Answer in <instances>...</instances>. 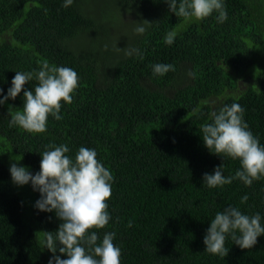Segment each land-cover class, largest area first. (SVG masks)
Here are the masks:
<instances>
[{"label":"trees","instance_id":"1","mask_svg":"<svg viewBox=\"0 0 264 264\" xmlns=\"http://www.w3.org/2000/svg\"><path fill=\"white\" fill-rule=\"evenodd\" d=\"M64 3L0 0L3 96L17 71H38L43 61L79 76L73 102L63 104L61 120L49 117L44 133L9 127V106L22 110L24 92L0 106V264H49L53 256L42 243L44 233H56L62 221L36 208L41 196L31 183L33 201L25 207L2 160L15 156L35 175L51 144L67 145L73 159L80 147L95 149L113 175L112 219L97 234L102 240L115 233L121 264H264V235L251 249L228 236L226 257L206 252L211 220L229 206L259 213L264 225V178L251 186L239 180L204 186L206 173L223 167L225 177L234 176L240 162L211 153L200 131L212 111L238 103L264 146V0H223V23L215 12L202 21L177 17L165 0ZM143 21L151 25L139 34L135 22ZM170 31L176 38L167 45ZM127 47L143 59L121 51ZM157 63L175 71L153 75L150 65ZM36 83L25 90L34 92ZM59 247L56 255L67 259Z\"/></svg>","mask_w":264,"mask_h":264},{"label":"clouds","instance_id":"2","mask_svg":"<svg viewBox=\"0 0 264 264\" xmlns=\"http://www.w3.org/2000/svg\"><path fill=\"white\" fill-rule=\"evenodd\" d=\"M165 3L172 13L185 20L202 21L214 12L218 13V23L227 19L223 0H165ZM72 4L73 0H65L63 7ZM135 23V31L139 34L146 31L144 25H151L148 21ZM175 38L176 32L170 31L164 42L172 45ZM121 51L126 55L136 53L138 58L143 59L138 49L127 47ZM150 67L153 75L161 77L175 71L172 64L157 63ZM188 75L194 77L195 73L189 71ZM33 80L37 81L34 92L26 91L25 85ZM78 87L79 76L75 70L43 61L38 71H17L6 96L0 88V96H3L0 106L24 92L22 110L13 111L9 106V127L16 126L27 133L40 134L47 131L50 116L57 121L62 119L61 108L63 104L73 102ZM243 117L244 109L240 104L233 103L219 111H212L211 122L201 125L204 145L211 153L240 162V169L234 176L225 177L223 167H217L213 174L206 173L204 186L223 187L231 185L233 180L251 186L254 181L264 178V146L249 130ZM47 149L41 154L38 173L32 175L25 167L12 163L10 174L14 184L24 186L31 183L33 190L40 193L41 198L35 205L37 209L55 212L62 221L56 233H44L42 243L53 253L49 264H121L122 251L114 244L115 233H104L102 240L97 234V230L104 229L112 219L108 201L112 196L114 177L110 170L97 158L95 149L80 147L74 159L67 155L70 151L67 145L51 144ZM247 200L245 195L241 203ZM261 219L259 213L249 216L232 206L217 212L204 237L206 252L226 257L228 236L241 249L253 248L258 237L264 235ZM128 227H132L131 221ZM58 245L59 252L67 259L56 255Z\"/></svg>","mask_w":264,"mask_h":264},{"label":"rangeland","instance_id":"3","mask_svg":"<svg viewBox=\"0 0 264 264\" xmlns=\"http://www.w3.org/2000/svg\"><path fill=\"white\" fill-rule=\"evenodd\" d=\"M0 149H2V148H0ZM14 158H17V157L8 156V155L2 156V160L4 161V163L7 164V167L9 169H10V165L12 163H17L18 166L22 167L21 161L18 158H17V160L14 159ZM15 186L18 189L19 193H21V196L23 197V199L25 201V207H27V209H29L31 207V204H32L31 201H33L32 198L30 197L29 192H28V190H30L29 184L24 185V186H18V185L15 184Z\"/></svg>","mask_w":264,"mask_h":264}]
</instances>
